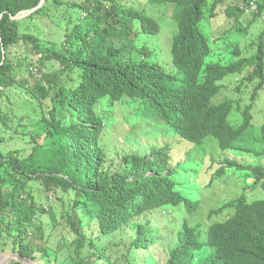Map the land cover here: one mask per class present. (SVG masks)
Wrapping results in <instances>:
<instances>
[{
	"label": "trees",
	"instance_id": "1",
	"mask_svg": "<svg viewBox=\"0 0 264 264\" xmlns=\"http://www.w3.org/2000/svg\"><path fill=\"white\" fill-rule=\"evenodd\" d=\"M41 2L0 0V88H23L41 112L30 126L24 123L27 116H13L12 107L6 114L0 106V132L7 131L16 144L20 138L24 146L7 154L0 148V250L25 260H37L39 251L46 264L50 252L54 264H158L146 258L157 229H150L147 216L159 214L172 227L197 205L194 187L201 182L207 188L229 187L245 172L249 183L242 195L216 212L231 215L209 228L205 242L202 233L198 242L185 223L181 244L166 264H264V129L259 139L252 138L254 149L242 151V159L251 163L226 159L209 179H200L202 165L181 159L180 148L171 142L154 143L151 155L148 150L120 154L113 166L101 145L105 128L125 130L123 142L131 144L156 138L150 132L153 121L140 116L145 109L164 122L172 133L169 140L190 146L214 139L227 151L251 137L254 106L264 89V25L248 44L243 38L264 17V0H148L147 5L45 0L27 18L15 19ZM252 3L257 11L247 14ZM42 17L55 26L48 41L27 26ZM60 32L64 39L56 36ZM21 41L36 50L24 63L23 78L15 68L21 61L13 65L7 54ZM225 52L223 62L212 59ZM47 61L60 68L50 73L39 68V78L35 66ZM238 76L241 83L233 89L238 98L218 104L224 91L231 92L226 79ZM245 89L251 91V103L244 106ZM4 97L0 91V104ZM236 117L238 127L231 124ZM43 196L52 199L43 204ZM44 216L51 223L43 222ZM58 216L73 235L61 227L66 234L51 245L58 237ZM94 223L97 234L88 236L85 228ZM128 231L134 238L120 243Z\"/></svg>",
	"mask_w": 264,
	"mask_h": 264
},
{
	"label": "rangeland",
	"instance_id": "2",
	"mask_svg": "<svg viewBox=\"0 0 264 264\" xmlns=\"http://www.w3.org/2000/svg\"><path fill=\"white\" fill-rule=\"evenodd\" d=\"M69 1V0H66ZM128 1L129 0H125ZM134 5L137 3H142L144 5H147V0H130ZM227 8V5L222 6L221 12L225 16V10ZM148 9V11H150ZM251 14V13H247ZM29 15L25 14L22 15L21 19L27 18ZM249 18V16H248ZM248 18H246V21L244 24H247ZM17 19V18H15ZM263 19V20H262ZM260 19L257 23H255L250 30V34L246 37L243 38V41L246 40L247 44L251 42V39L255 38V35L258 33V30L256 28H261L264 25V17ZM52 20V19H51ZM27 26H30L32 29V34L34 35H40L43 39L48 41V38L52 36V31L55 29V26H53V23L51 21L43 22V17L39 18L32 23L31 21L28 23ZM229 26V24H227ZM226 27V25L224 26ZM255 31V32H254ZM58 36L60 39H64L63 33L60 32L58 33ZM233 41H238L237 35H235V39ZM8 51V50H7ZM9 53L10 58L13 60V65H15L18 60L21 61L19 62L21 66H15L16 72H17V77L23 78L25 76V66L24 63L29 59L31 60L34 55L36 54V50H33V45L32 44H27L23 41H21L17 45H12L9 48ZM225 53L222 54L221 58H213L215 61H224ZM38 67V68H37ZM39 68H41L43 73H50L54 70H58L60 68V64L56 61H47L43 65L39 64L38 66H35L34 72L36 75L40 78L42 76V73H40ZM167 69V66H166ZM251 70V69H248ZM245 76V75H243ZM237 77V76H236ZM242 76H238V78H233V77H228L226 79V85L229 87L227 88L231 92H236L233 91L234 88L238 87V85L241 83ZM253 85V84H252ZM0 91L3 93L4 96L10 97V100L4 97L3 103L0 104L4 112L7 114L9 113V107H12V115L16 117L18 116H27L28 120H25L24 123L32 126L34 125V122L40 117V110L38 109L37 111L34 109L33 106V101L35 100L30 93H27L23 88L14 86L13 88H7V87H2L0 88ZM224 93L220 96L223 98L218 100V102H222L224 98H229L236 100L238 98V92L236 93ZM259 99L257 100V104L254 106V111H253V126H252V136L248 137L247 139L237 143L234 145V149L228 152H222L220 149L215 145V144H210L206 146H197L194 149H189L186 146H182L180 148V153H181V159L183 157L187 156L189 159L190 165H196V167L201 166V174L199 177L200 179H209L213 173L216 172L217 169L221 167V165L224 163L225 159H232V160H237L241 163L246 162V164L251 163L252 160H243L242 159V151L244 149H247L248 147H251L254 149V142L252 138L259 139L261 136V131L264 129V89L259 91ZM243 100L242 104L249 105L250 98H251V91L246 92V89L243 92ZM12 104L10 105V103ZM26 102L29 103V105L26 104ZM138 105V104H137ZM27 107V108H26ZM139 107V105H138ZM29 109V110H27ZM144 120L148 121H153L150 122L153 126V129L150 130V132L157 134L156 138H148L141 140L140 143H127L123 142V140L127 139V134L125 130L121 129L119 132H114L109 131L108 128H105L103 131V136H101V145L102 147L106 150L107 153V163L109 166L116 165L119 162V155L120 154H133L135 152H143L142 150H148L147 153L148 155H151L149 152L151 147H153V144L156 143L157 146H164L166 141L167 143L171 142L173 145L178 146V145H189L185 142H179V141H173L169 140V138L172 137V133L169 131V129L166 128V126L163 124L164 122L155 116L154 112L147 111L146 109L143 111V114L140 115ZM232 124L235 127H238L241 124V120L236 117V119H232ZM17 123V120H14L11 124L12 126V137L16 138V134L14 133L15 125ZM125 123L124 125H126ZM124 127V126H123ZM128 133V131H127ZM163 134L168 137V139L163 138ZM9 133L6 131L2 135V132H0V139H3L4 142L0 144V148L4 151V154H7L8 149H12L14 147H20L24 148L22 146V143L20 138H17L19 144H16L15 141H9ZM173 139V138H172ZM148 143V144H147ZM257 145V143H256ZM255 145V146H256ZM27 153L31 152V147L26 148ZM200 173V172H199ZM198 173V174H199ZM207 174V175H206ZM239 178L238 180L232 181V185L229 187H225L223 185H217L214 188H203L202 185L198 187L193 188V196L192 200L197 204L194 207V210L192 213H186L184 212V216L186 219L193 225V227L196 228V232L199 233L200 230H203L204 232L213 224L218 221H221L222 219L227 218L231 214L226 211L223 214H220L222 216H215L213 218H209L210 212L213 210H217L224 206L228 201L234 199L235 197L239 196L241 194V188L246 187L249 183V180L246 182L245 180V172L239 173L238 174ZM204 184V182H201ZM205 185V184H204ZM206 186V185H205ZM50 195H53L50 193ZM52 198H49L47 200V197L43 196L41 199V202L45 204L46 202H50ZM54 202H56V198L54 199ZM169 215H171L169 213ZM154 218L155 220L161 219V216L159 214L155 215H148L147 219L150 220ZM43 222L46 223H51L49 218L47 216H44L42 218ZM87 224V220H86ZM57 226H60L59 229H57L54 232L55 237L51 240V245L52 241H58L62 240L63 238L60 237L62 234H66V232L62 231V228H65L68 230V233L70 236L73 235V233L70 231V229L66 226V224L62 221L60 216H58V224ZM155 226L159 229H163V233L165 237H156L157 241L156 244L151 247V251L155 255L156 259L160 264H164L166 261V258L168 256V250H171L172 248L177 247L180 244V241L178 240L177 237L168 239L171 235L172 229L169 226L157 223ZM47 228V227H46ZM49 228V227H48ZM92 228V230H91ZM89 227L88 225L85 228V233L89 236L92 231H94L95 234H97V225L94 223L92 227ZM134 238V235L131 231L128 232H123L121 236L119 237L120 243H125V242H131L132 239ZM205 238V236H204ZM152 241H154L151 238ZM50 245V247H51ZM123 253V249H121V254ZM120 254V255H121ZM35 256L37 257V260H32L29 258L28 260H25L18 256L16 252L13 251H7L6 249H1L0 250V264H8L14 261H20L23 264H46L43 258L41 257V253L37 251L35 253ZM60 256V255H59ZM122 256V261H123V255ZM49 260L50 262L47 264H54V259H55V253L50 252L49 254ZM153 259V257H150ZM105 261H96L95 264H102ZM124 262V261H123Z\"/></svg>",
	"mask_w": 264,
	"mask_h": 264
},
{
	"label": "clouds",
	"instance_id": "3",
	"mask_svg": "<svg viewBox=\"0 0 264 264\" xmlns=\"http://www.w3.org/2000/svg\"><path fill=\"white\" fill-rule=\"evenodd\" d=\"M132 3V2H131ZM133 4V3H132ZM147 4H148V0H147ZM44 5V4H43ZM137 5V4H136ZM257 5H255L254 3H252L251 5H250V7L247 9V11H246V13H252V12H256L257 11ZM36 9V8H35ZM30 11H32V10H30ZM37 11V10H36ZM25 12H27V11H25ZM35 12V11H34ZM23 13V12H22ZM20 14L19 16H17L18 17V19H20V16H22V15H24V14ZM33 13V12H32ZM31 13V14H32ZM29 15V14H28ZM16 18V17H15ZM263 20V19H262ZM224 101V100H223ZM219 103H221V102H218V104ZM232 124V123H231ZM215 144L219 149H220V147H219V145H218V142L216 141V140H214V139H209V140H207L206 141V143L204 144V145H197V146H206V145H210V144ZM238 142H236L235 144H237ZM148 144V143H147ZM234 144V145H235ZM182 146H186L187 148H189V149H194L195 147H197V146H190V145H178L177 147H179V148H181ZM234 149V146H233V148H231V149H228L227 151H223V150H221L220 149V151H222V152H228V151H231V150H233ZM226 160V159H225ZM229 160H232V159H229ZM201 185H202V187L203 188H207V186H205L204 184H202L201 183ZM240 195H242V193L240 194ZM239 195V196H240ZM239 196H237V197H239ZM237 197H235V198H237ZM234 198V199H235ZM233 200V199H232ZM231 201V200H230ZM229 202V201H228ZM181 208H182V206H181ZM183 209V208H182ZM184 210V209H183ZM217 210H219V209H217ZM217 210H213L212 212H210V214H209V218H213V217H215V216H222V215H220V214H216V212H217ZM224 212H226V211H224ZM223 212V213H224ZM155 215V214H154ZM229 217V216H228ZM227 217V218H228ZM227 218H225V219H227ZM225 219H222L221 221H218V222H222V221H224ZM218 222H216V223H218ZM147 223H150L151 224V226H150V229H153V225H155V224H157V223H160V224H163L162 223V217H161V219H160V221L157 219V220H155L154 218H152V219H150V220H148L147 219ZM187 224L188 225V227L191 229V230H193L194 231V235H195V239L199 242V240H198V235H199V233H202V240L205 242L206 241V239H207V232H208V230H209V228L213 225V224H215V223H213L205 232L203 231V230H200V232L199 233H197L196 232V228L195 227H193V225L186 219V217L184 216V217H182L178 222H176L172 227H176V229L173 231H171V235H170V237L168 238V239H171V238H174V237H177L178 238V240L179 241H181L180 240V235H179V233L184 229V224ZM164 225V224H163ZM167 226V225H166ZM171 229H172V227L171 226H169ZM153 233H152V236H151V238L154 240V241H152V240H150V244H151V246H150V248H148V251H149V249H150V252H149V255L146 257L147 259L148 258H150V257H153V260H155V261H157L158 262V260L156 259V257H155V255L153 254V252L151 251V247L153 246V245H155L156 244V241H157V239H156V237H161V238H163V237H165V235H164V233H163V229H159V228H157L156 230H153L152 231ZM204 236H205V238H204ZM181 244V243H180ZM179 244V245H180ZM178 245V246H179ZM177 246V247H178ZM203 246L204 247H206L207 246V244H203ZM177 247H175V248H177ZM175 248H172L171 250H168V256H167V258H166V261H165V263L164 264H166L167 263V261L170 259V256H171V251L172 250H174ZM158 264H160L159 262H158Z\"/></svg>",
	"mask_w": 264,
	"mask_h": 264
},
{
	"label": "water",
	"instance_id": "4",
	"mask_svg": "<svg viewBox=\"0 0 264 264\" xmlns=\"http://www.w3.org/2000/svg\"><path fill=\"white\" fill-rule=\"evenodd\" d=\"M45 3V0H42V2L40 3V5L36 8V9H34V10H32V11H27V12H23L22 14H31L32 12H34V11H36V10H38V9H40L42 6H43V4ZM17 19H18V17H16ZM20 18H21V16H20Z\"/></svg>",
	"mask_w": 264,
	"mask_h": 264
}]
</instances>
